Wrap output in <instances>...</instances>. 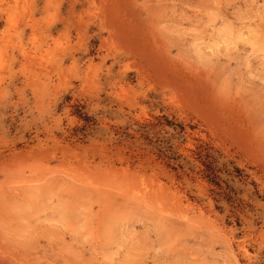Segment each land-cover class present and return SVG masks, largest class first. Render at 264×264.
I'll list each match as a JSON object with an SVG mask.
<instances>
[{
	"label": "rangeland",
	"instance_id": "1",
	"mask_svg": "<svg viewBox=\"0 0 264 264\" xmlns=\"http://www.w3.org/2000/svg\"><path fill=\"white\" fill-rule=\"evenodd\" d=\"M0 264H264V0H0Z\"/></svg>",
	"mask_w": 264,
	"mask_h": 264
}]
</instances>
